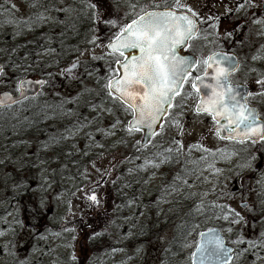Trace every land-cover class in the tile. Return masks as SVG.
Segmentation results:
<instances>
[{"label": "rangeland", "instance_id": "1", "mask_svg": "<svg viewBox=\"0 0 264 264\" xmlns=\"http://www.w3.org/2000/svg\"><path fill=\"white\" fill-rule=\"evenodd\" d=\"M168 3L177 0H0V54L12 66L0 88L47 81L27 104L38 127L0 152V264H190L199 232L174 240L191 217L219 228L234 249L229 264H264V141H219L210 117L194 113L190 85L209 54L232 51L241 66L231 81L250 86L248 103L264 115V0H179L200 21L188 48L200 63L141 148L140 133L126 129L130 110L106 87L120 60L106 44L118 22ZM232 209L243 220L231 223Z\"/></svg>", "mask_w": 264, "mask_h": 264}, {"label": "snow or ice", "instance_id": "2", "mask_svg": "<svg viewBox=\"0 0 264 264\" xmlns=\"http://www.w3.org/2000/svg\"><path fill=\"white\" fill-rule=\"evenodd\" d=\"M176 6H179V0ZM176 6L162 11H145L130 24L123 25L108 44V48L113 53L118 52L121 56L125 49L140 51L139 56L131 59L127 57L123 61L117 59L115 62L124 69L123 75L110 78L106 85L110 94L113 90L118 93L116 98L123 101L133 114V120L129 122L127 129L129 132L140 130L144 126L151 131L155 121L165 111L162 106L171 103L172 96L179 91L183 81L189 75L188 69L195 63H200V61L192 62L186 57H179L176 53L177 46L191 39L198 31L196 21L193 19L197 14L192 12L191 8H188L191 15L178 14L174 10ZM12 7L15 8V5ZM87 7L95 9L96 5L89 3ZM159 7V5L156 6L157 9ZM238 7L242 8L244 4L241 3ZM37 19L44 20L45 17L40 14L37 15ZM106 23L115 24V21L109 20ZM202 63L205 66V76L209 74L208 69L215 65L212 74L214 84L207 86L212 89V94L207 99L203 97L200 99L196 105V112L210 115L218 125L217 133L220 132V120L223 119L230 126L228 127L230 134L235 132L242 137V140L250 139L252 136H259L261 140H264V124L258 123L256 111L249 107L246 97L241 95L236 90L237 86L229 80L231 72L237 66L236 63L223 53H212ZM75 66V64L72 65V67ZM64 71L71 74L70 69ZM198 82L203 83L201 76L193 79V89L198 90ZM36 83L42 85L47 82L37 81ZM256 83L264 87V79L257 80ZM24 84L25 81L18 82L17 90L20 91L21 96L25 95ZM6 101L16 102L9 93H5L4 99H0V106L5 105ZM228 138L233 137L229 135ZM179 178L177 175V179ZM89 199L99 203L95 193H92ZM220 207L224 219H228L229 212L224 211L225 206ZM230 211L235 217L231 223L243 220L240 213L234 209ZM196 227L198 225H192V230L194 231ZM228 230L231 231V228ZM199 236L200 240L196 242L195 250L190 253L191 264H229L233 250L225 245L223 237L217 230L209 229L207 233H199ZM241 242L236 241V243Z\"/></svg>", "mask_w": 264, "mask_h": 264}, {"label": "water", "instance_id": "3", "mask_svg": "<svg viewBox=\"0 0 264 264\" xmlns=\"http://www.w3.org/2000/svg\"><path fill=\"white\" fill-rule=\"evenodd\" d=\"M162 10H164V9H160V11H162ZM150 11H152V10H150ZM178 14H181V13H179V12H177ZM182 13H184V14H188V15H191V14H189V13H187V12H184V11H182ZM193 19L196 21V28L199 30V22L195 19V17H193ZM131 23V21L129 22V24ZM198 33H199V31H197L192 37H191V39H189V40H187L185 43H183V44H180V45H178L177 46V48H176V53H177V55L179 56V57H186V58H188L190 61H192V62H195V61H198V58L195 56V55H193L192 53H189L188 51H187V48H188V46H189V44H190V41L194 38V37H196L197 35H198ZM108 44H109V42H108ZM108 44L106 45L107 46V50H108V52H111V53H113L112 52V50L110 49V48H108ZM215 53H223V54H225L226 56H228V57H230L231 59H232V61L233 62H235L236 63V68H235V70L234 71H232L231 72V74H234L236 71H237V69H238V67H239V65H240V61H239V59H238V56H236L233 52H229V51H215ZM117 55H119V56H121L120 55V53H116ZM140 55V51H139V49H125L124 50V54H123V59L121 60V61H123L124 59H125V57H127L128 59H131L132 57H135V56H139ZM209 56V55H208ZM207 56V57H208ZM206 57V58H207ZM219 58V57H218ZM198 64L199 63H195L194 64V66L193 67H190L189 69H188V72H189V75H187V77H186V79L183 81V83H182V86L180 87V89H179V91L175 94V95H173L172 96V99H171V103L170 104H164L162 107L165 109V111H163L161 114H160V118L157 120V121H155V123H154V125H153V128L151 129V131L146 127V126H144V127H142L140 130H137L138 132H140L141 133V142H140V147H142V148H144L145 146H147L151 141H152V138L155 136V134L157 133V132H159L161 129V126H162V124L164 123V121H165V117L168 115V113H169V111H170V109L172 108V105H173V103H174V100H175V98L181 93V91H182V89H183V87H184V83H185V81L190 77V75H191V73L195 70V68L198 66ZM75 67H72V65L71 66H69L67 69H70V71H73V70H76L77 68H78V65H79V63L77 62V63H75ZM223 66V65H222ZM115 67H116V71H117V74H116V76H114V77H120V76H122L123 75V71H124V69L121 67V65H119V64H115ZM214 69H215V65H213V68H210V69H208V75L207 76H205L204 75V71H205V66H204V71L200 74V75H197V76H201L202 77V79H203V83H200V82H198V90L197 89H193L192 88V83H191V88H192V90L198 95V99H197V101H196V104H195V108H194V112L196 113V114H204V115H206V116H210V115H208V114H206V113H204V112H200V113H197L196 112V105H197V103L200 101V99L203 97L204 99H207L208 98V96H210L211 94H212V89H210L209 87H207L209 84H214V76L212 75L213 74V72H214ZM0 71H1V64H0ZM1 73V72H0ZM230 74V75H231ZM230 77V76H229ZM230 80V79H229ZM21 81H25V84H24V88H23V91H24V93H25V95L24 96H21L20 95V91H18V95H15V96H13L11 93H9L10 95H11V97L13 98V100L14 101H16V102H19V101H22V100H24V99H26L27 97H32V96H36V94L38 93V91L40 90V88L42 87V86H44L45 85V83L44 84H37L36 82L37 81H44L43 79H36V80H32V79H25V80H21ZM233 84V83H232ZM233 85H235V86H237V91L238 92H240L241 93V95H244L245 97H246V99L249 97V91H250V88H248L246 85H244V84H241V83H239L238 85H236V84H233ZM108 89V88H107ZM109 91V90H108ZM222 91V90H221ZM8 93V92H7ZM4 94H5V92H4ZM4 94H2V95H0V99H4ZM115 98L118 96V93H115L114 92V90H113V93H111ZM117 99V98H116ZM119 100V99H118ZM119 102L121 103V104H123L125 107H127L128 108V106L123 102V101H121V100H119ZM14 104V102L13 101H6V103H5V105H13ZM5 105H3V106H0V107H5ZM249 105V104H248ZM249 107H251V108H253L255 111H256V113H257V109H256V107H254V106H252V105H249ZM129 109V108H128ZM211 117V116H210ZM133 120V114H132V112H131V118L129 119V122L130 121H132ZM211 120L214 122V133L216 134V136L219 138V139H221V140H223V141H232V142H236V143H245V142H250V143H257V142H259V141H261V139L259 138V136H252V138H250V139H243L242 140V137L240 136V135H237V133H235V132H233V133H229V131H228V127H230L229 125H228V123H227V121L226 120H223V119H221L220 120V132L219 133H217V127H218V125L216 124V122L212 119V117H211ZM129 122L127 123V126H126V128L128 129V126H129ZM258 123H260V124H264V121H262V120H260V118H259V114H258ZM239 131V130H238ZM257 131H258V129H257ZM134 132V131H133ZM229 135H231L233 138H228L229 137ZM245 205H248V203L247 202H244V203H241L240 205H239V207L242 209V210H244V208H246L245 207ZM209 229H215V230H217V232L219 233V235L220 236H222V234H221V232L219 231V229L217 228V227H213V228H209ZM209 229H206V230H202V232H204V233H207V231L209 230ZM201 233V232H200ZM223 237V236H222ZM223 239H224V237H223ZM200 240V236H198V241ZM224 242H225V239H224ZM225 245L228 247V248H230V249H232L233 250V248L231 247V246H229L227 243H225ZM195 250V249H194ZM193 250V251H194ZM233 252V251H232ZM231 256H232V258H231V260H230V262L232 261V259H233V253H231ZM229 262V263H230ZM190 264H191V262H190Z\"/></svg>", "mask_w": 264, "mask_h": 264}, {"label": "trees", "instance_id": "4", "mask_svg": "<svg viewBox=\"0 0 264 264\" xmlns=\"http://www.w3.org/2000/svg\"><path fill=\"white\" fill-rule=\"evenodd\" d=\"M125 25L122 22H118L117 28L112 29L113 37L120 28ZM107 41V40H106ZM4 54V53H3ZM5 55V54H4ZM33 106V105H32ZM34 107V106H33ZM33 107L25 106L24 109H21V116L13 117L12 112L8 109L0 110V152L1 151H13L17 146L21 145L22 139L27 137L30 134H33L32 127H38V122L34 121V116L36 110H33ZM45 120H48L47 118ZM41 129V128H40ZM107 180V181H106ZM109 181V176L104 178L102 185ZM103 191V190H102ZM193 222V217L187 218L185 227L176 233L177 238L174 240V243H179L181 236H184L187 230H189ZM195 228V234L202 231L205 228ZM82 262V259H79Z\"/></svg>", "mask_w": 264, "mask_h": 264}, {"label": "flooded vegetation", "instance_id": "5", "mask_svg": "<svg viewBox=\"0 0 264 264\" xmlns=\"http://www.w3.org/2000/svg\"><path fill=\"white\" fill-rule=\"evenodd\" d=\"M3 71H4V67H3ZM5 73H6V71H4ZM3 72V73H4ZM3 76V75H2ZM4 78V77H3ZM3 78L1 77V79H0V85L2 84V81H3ZM6 85V84H5ZM16 89H17V87H16ZM0 90L3 92L4 90H7V91H10V92H12V93H15L16 91L15 90H12V89H9V88H7L6 86H4V88L2 89V88H0ZM0 91V92H1ZM28 100H30V98H28V99H26V101L25 102H22V103H25L26 104V102L28 101ZM14 107V106H13ZM262 116V115H261ZM263 118H264V115H263Z\"/></svg>", "mask_w": 264, "mask_h": 264}]
</instances>
